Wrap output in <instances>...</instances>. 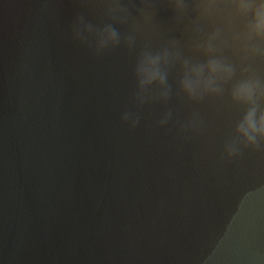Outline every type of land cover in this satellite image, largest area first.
<instances>
[{
	"label": "water",
	"instance_id": "obj_1",
	"mask_svg": "<svg viewBox=\"0 0 264 264\" xmlns=\"http://www.w3.org/2000/svg\"><path fill=\"white\" fill-rule=\"evenodd\" d=\"M78 11L0 0V264H264V154L222 159L240 113L174 99L129 130L135 56L74 43Z\"/></svg>",
	"mask_w": 264,
	"mask_h": 264
},
{
	"label": "clouds",
	"instance_id": "obj_2",
	"mask_svg": "<svg viewBox=\"0 0 264 264\" xmlns=\"http://www.w3.org/2000/svg\"><path fill=\"white\" fill-rule=\"evenodd\" d=\"M73 2L80 9L71 24L74 43L97 59L120 48L135 56L133 107L120 116L129 130L140 126L146 107L165 109L158 127L166 128L174 99L194 106L227 101L240 115L222 159L264 154V0ZM90 10L97 19L89 18ZM164 11L172 13L167 21ZM204 126L193 111L177 121L178 135L202 133Z\"/></svg>",
	"mask_w": 264,
	"mask_h": 264
}]
</instances>
